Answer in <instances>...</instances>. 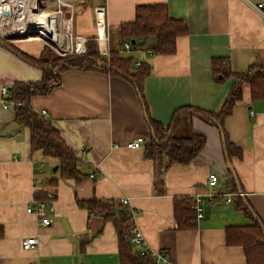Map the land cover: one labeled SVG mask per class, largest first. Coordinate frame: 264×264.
I'll return each mask as SVG.
<instances>
[{
    "label": "crops",
    "instance_id": "obj_1",
    "mask_svg": "<svg viewBox=\"0 0 264 264\" xmlns=\"http://www.w3.org/2000/svg\"><path fill=\"white\" fill-rule=\"evenodd\" d=\"M260 3L264 0H85L75 13L74 32L97 41L104 38V25L109 52L118 43L116 36L110 43L109 29L118 34L121 25L135 22L140 6H167L172 19L188 23L189 33L178 38L170 55H153L147 48L151 40L130 51L122 47L120 54L134 59L133 73L140 62L151 67L141 95L125 76L67 69L49 95L31 99L37 113L47 110L46 119L78 157L87 147L90 163L79 168L80 181L62 178L59 169L54 172L58 162L41 150L33 151L29 128L16 123L14 107H3V87L40 82L43 72L0 44V134L10 124L18 125L9 135H0V264H123L115 223L91 214L78 201L118 203L124 198L136 213L143 239L142 245L133 244L135 254L144 249L160 253L166 256L160 264H247L242 246L227 245L226 230L252 226L257 220L264 224V100L252 99L250 87L244 85L242 100L224 121L223 129L242 158L229 159L222 129L193 114L184 115L174 132L177 139L193 132L206 137L188 164H170L166 156L150 158L146 152L153 140L149 119L166 127L183 107L220 112L236 79H216L214 59H226L233 73L264 66V17L255 9ZM101 5L105 14L100 12V27L96 7ZM16 43L34 58L45 48L39 41ZM139 137L146 140L141 148H127ZM229 162L237 176L235 191ZM212 174L218 177L213 187L208 185ZM35 180L46 183L40 192L45 188L56 195L47 209L52 219L47 227L27 212L36 197ZM196 196L206 200L203 218L196 229L178 230L175 199ZM238 196L249 203L253 219L236 207ZM31 237L38 238V245L25 251L22 242Z\"/></svg>",
    "mask_w": 264,
    "mask_h": 264
},
{
    "label": "trees",
    "instance_id": "obj_2",
    "mask_svg": "<svg viewBox=\"0 0 264 264\" xmlns=\"http://www.w3.org/2000/svg\"><path fill=\"white\" fill-rule=\"evenodd\" d=\"M189 33L188 23L183 20L172 19L167 6L151 5L137 8L136 20L133 23L121 25L117 34V46L110 48L109 59L101 58L98 42L89 39L86 43V52L80 55L60 57L52 50L45 47L40 58L31 57L21 52L15 45L4 42L10 51L19 55L28 63L40 68L43 78L40 82H18L11 91V99L22 102L23 105L16 107V123L29 128L31 132V145L33 151H43L58 162V169L62 178L80 181L83 175L80 173L81 158L67 145L60 132L50 121L37 113L30 105L32 98L49 95L60 82V73L67 69L101 70L112 75H122L132 80L140 95L146 78L151 74L150 65L143 61L133 73L134 59L120 54L125 42L136 40L144 45H134L132 49L147 46L153 55H170L176 51L178 38ZM110 37V43L113 40ZM98 62L104 63L99 65ZM214 76L218 79L234 77L236 81L232 85L222 109L218 113L208 112L195 107H183L178 109L169 126L149 119L152 131V143L147 148V156L163 155L169 159L170 164H188L202 150L206 143V137L202 133L193 132L190 137L177 139L174 137L175 130L179 127L181 119L186 114H193L220 126L224 135L225 150L229 159L232 156L242 158V151L229 139L223 129L225 119L230 116L234 106L243 98L244 85H248L254 100H264V66L256 64L246 72L233 73L226 59L216 58L212 62ZM232 190L237 189L235 179L231 178ZM54 181L50 182L52 186ZM37 198L44 200L46 192L37 194ZM82 208L91 214L102 216L106 221H112L118 228L120 238V254L123 264H155L147 254H135L132 251V239L134 237V223L131 220V212L128 206L115 201H103L91 199L78 201ZM195 199L180 197L175 199L174 212L178 230H192L198 226L197 212L194 209ZM248 205V206H247ZM236 207L248 217L254 218L255 213L249 210V203L240 196L236 199ZM4 237V227L0 225V239ZM226 242L229 246H242L246 255L247 264H264V224L257 220L252 226L229 227L226 230Z\"/></svg>",
    "mask_w": 264,
    "mask_h": 264
},
{
    "label": "built area",
    "instance_id": "obj_3",
    "mask_svg": "<svg viewBox=\"0 0 264 264\" xmlns=\"http://www.w3.org/2000/svg\"><path fill=\"white\" fill-rule=\"evenodd\" d=\"M85 0H0V39L5 42H12L13 40L20 41H39L42 42L45 47L51 49L60 57H67L70 55H80L86 52L87 38H83L75 34L73 29V21L76 11L79 6L82 5ZM255 9L264 17V4L260 3L255 5ZM103 11V17L105 14V6L101 5L96 7L97 17L103 22L100 12ZM7 14V15H6ZM42 14V17H39ZM104 27V47L100 36L97 39L100 57L109 58V35L105 31ZM124 49L130 51L132 45L130 42L124 44ZM1 103L4 108L20 107L22 102L14 101L11 99L10 91L3 87L1 90ZM44 118L48 117L47 110H41L39 112ZM254 116V113H250ZM146 140L143 137L136 138L127 144L129 149L141 148ZM81 166H86L90 163L88 158L87 147L82 148L80 151ZM95 177V171L92 172L90 178ZM218 177L215 174L209 176L208 185L216 186ZM40 186H45L46 183L41 180H35V195L34 199L28 204L27 212L35 214L41 219L42 226H50L52 219L47 213V209L51 207L56 195L53 191L46 192V198L40 200L37 198V194L40 192ZM216 194H211L210 197L214 198ZM194 209L197 212L198 220L204 216V210L206 206V200L204 197L196 196ZM125 206H129V199L124 198L120 200ZM131 220L134 223L132 243L136 245H142L143 239L141 233L136 227V213L134 210H130ZM38 238L31 237L26 238L22 242L23 249L25 251H32L38 245ZM140 254L149 255L155 264H160L161 261H166V256L157 253L143 250ZM34 264V263H30Z\"/></svg>",
    "mask_w": 264,
    "mask_h": 264
},
{
    "label": "water",
    "instance_id": "obj_4",
    "mask_svg": "<svg viewBox=\"0 0 264 264\" xmlns=\"http://www.w3.org/2000/svg\"><path fill=\"white\" fill-rule=\"evenodd\" d=\"M7 15V14H6ZM145 42H146V40H144L143 42H137L136 40H132L131 41V44L132 45H144L145 44ZM2 45V44H1ZM99 63V65H104V63H102V62H98ZM9 91H11V88H9L8 89ZM18 127V125L16 124V123H14V124H10L6 129H5V131L3 132V133H1L0 135L1 136H7V135H9L13 130H15L16 128ZM219 127V129L221 130V127L220 126H218ZM223 137V136H222ZM228 167L230 168V170H231V173L233 174V177H234V179L236 180V182H237V176H236V173H235V171L233 170V168H232V165H231V163L229 162L228 163ZM58 170V167L56 166L55 168H54V172H56ZM237 186H238V184H237ZM238 190H239V192H240V194L242 193L241 192V190H240V188L238 187ZM248 206V205H247ZM249 208V210L252 212V208L251 207H248ZM255 220H257V217H255Z\"/></svg>",
    "mask_w": 264,
    "mask_h": 264
},
{
    "label": "rangeland",
    "instance_id": "obj_5",
    "mask_svg": "<svg viewBox=\"0 0 264 264\" xmlns=\"http://www.w3.org/2000/svg\"><path fill=\"white\" fill-rule=\"evenodd\" d=\"M109 33L112 34L113 37H114V36H117V30H114V29H113V30H110V29H109ZM18 41H20V40H13L12 42H8V43H9V44H13V45H15V44H17L16 42H18ZM4 42H5V41H4ZM127 42H130V43H131V41H127ZM125 43H126V42H125ZM125 43H124V44H125ZM131 45H132V44H131ZM133 46H134V45H132V48H133ZM108 47H109V45H108ZM123 49H124V45H123ZM50 50H51V49H50ZM124 50H125V49H124ZM125 51H126V50H125ZM54 53H55V52H54ZM55 54H56V53H55ZM107 59H109V58H107Z\"/></svg>",
    "mask_w": 264,
    "mask_h": 264
},
{
    "label": "bare ground",
    "instance_id": "obj_6",
    "mask_svg": "<svg viewBox=\"0 0 264 264\" xmlns=\"http://www.w3.org/2000/svg\"><path fill=\"white\" fill-rule=\"evenodd\" d=\"M101 12H102V10H101ZM39 17H42V14H39ZM104 39H105V34H104V38H101L102 43H103V47H104V44H105Z\"/></svg>",
    "mask_w": 264,
    "mask_h": 264
}]
</instances>
